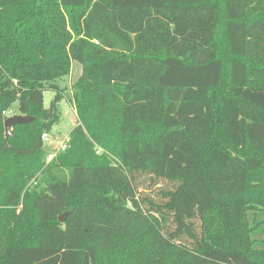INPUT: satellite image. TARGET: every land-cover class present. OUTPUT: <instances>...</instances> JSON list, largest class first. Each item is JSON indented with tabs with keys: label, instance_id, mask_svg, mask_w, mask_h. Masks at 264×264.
Returning <instances> with one entry per match:
<instances>
[{
	"label": "trees",
	"instance_id": "1",
	"mask_svg": "<svg viewBox=\"0 0 264 264\" xmlns=\"http://www.w3.org/2000/svg\"><path fill=\"white\" fill-rule=\"evenodd\" d=\"M0 264H264V0H0Z\"/></svg>",
	"mask_w": 264,
	"mask_h": 264
},
{
	"label": "rangeland",
	"instance_id": "2",
	"mask_svg": "<svg viewBox=\"0 0 264 264\" xmlns=\"http://www.w3.org/2000/svg\"><path fill=\"white\" fill-rule=\"evenodd\" d=\"M82 68H83L82 64L79 61L77 60L73 61L71 67L72 70L71 74L57 81L59 87L61 88V93L64 95V99L60 103L62 117L60 123L56 124L51 132L46 133L48 137V140L44 141L46 143L44 145L45 154H46L45 157L46 164L51 162L55 157H57L58 154H60L64 150L63 145L67 144V142L70 139V132L72 128L78 123L79 120L78 113L75 108L74 102L72 100V94L74 90V84L82 74ZM55 95L56 92L53 89H46L44 91V103L46 107L50 106L51 101L54 99ZM6 111H7L6 115H8V117L12 116L15 113L20 114L16 112L17 111L16 103H14L10 107V109ZM13 130L14 128L12 127V131ZM100 150L102 151L101 148ZM147 183L150 184V181L148 180ZM163 184H168V183L162 181L161 186ZM159 186L160 185L153 186L152 188L147 189V191H150L151 194L157 196V193L160 188Z\"/></svg>",
	"mask_w": 264,
	"mask_h": 264
},
{
	"label": "water",
	"instance_id": "3",
	"mask_svg": "<svg viewBox=\"0 0 264 264\" xmlns=\"http://www.w3.org/2000/svg\"><path fill=\"white\" fill-rule=\"evenodd\" d=\"M35 116L31 115H24V114H13L12 116H9L5 119L4 125H5V133L7 135L14 136L12 132V127L17 124H26L33 120H35ZM69 212H64L59 216L60 220H65L68 216Z\"/></svg>",
	"mask_w": 264,
	"mask_h": 264
},
{
	"label": "built area",
	"instance_id": "4",
	"mask_svg": "<svg viewBox=\"0 0 264 264\" xmlns=\"http://www.w3.org/2000/svg\"><path fill=\"white\" fill-rule=\"evenodd\" d=\"M42 138L47 141L48 140V137H47V134H43ZM66 148V144L63 145V149Z\"/></svg>",
	"mask_w": 264,
	"mask_h": 264
}]
</instances>
